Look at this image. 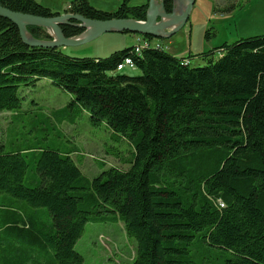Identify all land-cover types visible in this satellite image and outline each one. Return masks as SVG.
I'll list each match as a JSON object with an SVG mask.
<instances>
[{
	"label": "trees",
	"instance_id": "obj_1",
	"mask_svg": "<svg viewBox=\"0 0 264 264\" xmlns=\"http://www.w3.org/2000/svg\"><path fill=\"white\" fill-rule=\"evenodd\" d=\"M148 1L108 13L74 0L66 13L145 21ZM0 3L58 15L36 0ZM163 3L171 13L173 0ZM28 31L52 40L44 28ZM62 31L72 38L84 29ZM133 50L72 58L25 45L17 26L0 17V114H16L18 122L9 144H0V264H85L76 243L90 221L110 216L136 242L131 264H264V35L182 58L161 47ZM126 57L140 76L117 72ZM198 58L204 64L192 66ZM43 79L72 101L51 116L23 118L20 88ZM69 110L86 111L94 127L129 142V167L89 178L74 158L81 154L75 143L38 146L50 132L61 139L52 119L68 118ZM107 154L120 157L114 149Z\"/></svg>",
	"mask_w": 264,
	"mask_h": 264
},
{
	"label": "rangeland",
	"instance_id": "obj_2",
	"mask_svg": "<svg viewBox=\"0 0 264 264\" xmlns=\"http://www.w3.org/2000/svg\"><path fill=\"white\" fill-rule=\"evenodd\" d=\"M42 6L62 16L74 0H36ZM91 5L101 11L114 13L124 2L130 7L141 6L147 0H89ZM233 4L235 7L225 11ZM209 32V38L206 34ZM264 35V0H197L192 10L190 20L174 36L168 39H154L153 46L176 57H188L207 53L221 47L224 43H234L241 39ZM143 38V37H142ZM141 38V39H142ZM137 34L105 33L98 38L80 46L62 48L63 53L72 58L110 57L113 53L134 48L139 44ZM219 58L218 52L215 59ZM201 58L193 59L192 66L203 65ZM121 74L140 76L138 69H125ZM22 98L23 118H33L45 114L51 116L56 111L65 108L72 96L53 84L49 79H43L35 87L20 88ZM52 123L61 134L56 139L50 132L39 144L40 147H54L60 140L67 146L75 143L80 155H74L83 172L94 178L110 167L126 169L124 163L133 152L131 144L123 139H113L111 131L105 126L94 127L86 111L69 110V117L62 115L53 118ZM18 124L16 114L4 112L0 114V144L8 145L11 133ZM20 124H22L20 122ZM24 124V123H23ZM25 127H31L25 122ZM111 149L118 150L119 156H109ZM0 242L5 244L3 234ZM136 242L126 236L123 223L115 218L90 221L82 237L76 243L85 264H131L135 257Z\"/></svg>",
	"mask_w": 264,
	"mask_h": 264
},
{
	"label": "water",
	"instance_id": "obj_3",
	"mask_svg": "<svg viewBox=\"0 0 264 264\" xmlns=\"http://www.w3.org/2000/svg\"><path fill=\"white\" fill-rule=\"evenodd\" d=\"M197 0H173L171 13L165 9L163 0H149L145 21L131 19H111L106 21L88 19L79 14H64L54 17H40L21 12H14L0 3V17L17 26L22 42L32 48L62 49L80 46L105 33H131L151 36L154 39H168L185 27L189 22ZM70 25L83 28L84 32L76 37H65L62 26ZM36 26L47 30L52 40H38L28 31ZM88 33L87 35H85Z\"/></svg>",
	"mask_w": 264,
	"mask_h": 264
},
{
	"label": "built area",
	"instance_id": "obj_4",
	"mask_svg": "<svg viewBox=\"0 0 264 264\" xmlns=\"http://www.w3.org/2000/svg\"><path fill=\"white\" fill-rule=\"evenodd\" d=\"M138 38H139V40H138L139 44H137L134 47V50H133L134 54L141 55L145 49H148L150 47H154L153 43H151L150 41H148L142 37H139V36H138ZM125 68L135 69V64H134L131 57H126L120 64H118L117 70H121V69H125Z\"/></svg>",
	"mask_w": 264,
	"mask_h": 264
},
{
	"label": "bare ground",
	"instance_id": "obj_5",
	"mask_svg": "<svg viewBox=\"0 0 264 264\" xmlns=\"http://www.w3.org/2000/svg\"><path fill=\"white\" fill-rule=\"evenodd\" d=\"M88 33H86L85 35H87ZM117 69H118V67H117ZM125 69H127V68H125ZM125 69H121V70H117V72H123Z\"/></svg>",
	"mask_w": 264,
	"mask_h": 264
},
{
	"label": "crops",
	"instance_id": "obj_6",
	"mask_svg": "<svg viewBox=\"0 0 264 264\" xmlns=\"http://www.w3.org/2000/svg\"><path fill=\"white\" fill-rule=\"evenodd\" d=\"M191 53H192V52H190V54H189V55H191ZM174 56H175V55H174ZM180 58H182V57H180ZM191 62H192V61H191Z\"/></svg>",
	"mask_w": 264,
	"mask_h": 264
}]
</instances>
